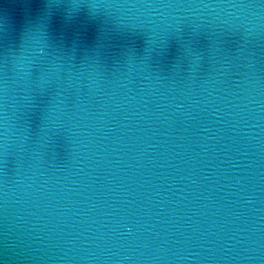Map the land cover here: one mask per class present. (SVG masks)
<instances>
[{"label":"clouds","instance_id":"clouds-1","mask_svg":"<svg viewBox=\"0 0 264 264\" xmlns=\"http://www.w3.org/2000/svg\"><path fill=\"white\" fill-rule=\"evenodd\" d=\"M25 7L0 44V264H264V0Z\"/></svg>","mask_w":264,"mask_h":264},{"label":"water","instance_id":"water-1","mask_svg":"<svg viewBox=\"0 0 264 264\" xmlns=\"http://www.w3.org/2000/svg\"><path fill=\"white\" fill-rule=\"evenodd\" d=\"M7 2V0H6ZM29 2V0H19V2L12 8V11L9 16L4 18H0V44H8L14 42L18 38L19 28L22 22L25 19V16L31 9L26 8L25 5ZM83 36L81 37L83 43L81 47L83 48L85 45H92L95 41V30L92 28L83 29ZM66 39L71 40L72 34L65 33ZM209 38L211 39H220L223 43V48L228 52L234 50L237 46L236 38L232 35H221L212 32L204 33L201 38L200 46L207 52V47L209 43ZM118 50V45L113 43L111 46L105 49V54L109 56L114 54ZM175 55V50L170 49L168 52L164 53L165 57H170ZM216 57L213 55L212 59ZM162 70H167V66L169 63L168 58H164L161 60ZM46 103V97L40 96L36 101V108L33 111V117L37 121L40 116V108ZM65 141L63 135L58 136L53 144L50 146V150L54 151L58 158L62 157L65 151Z\"/></svg>","mask_w":264,"mask_h":264}]
</instances>
